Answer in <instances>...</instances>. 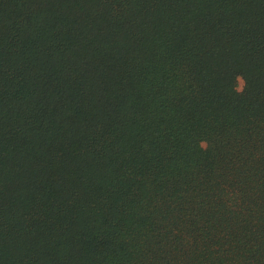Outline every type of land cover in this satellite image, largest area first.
<instances>
[{
	"label": "trees",
	"instance_id": "1",
	"mask_svg": "<svg viewBox=\"0 0 264 264\" xmlns=\"http://www.w3.org/2000/svg\"><path fill=\"white\" fill-rule=\"evenodd\" d=\"M0 264H264V0H0Z\"/></svg>",
	"mask_w": 264,
	"mask_h": 264
},
{
	"label": "rangeland",
	"instance_id": "2",
	"mask_svg": "<svg viewBox=\"0 0 264 264\" xmlns=\"http://www.w3.org/2000/svg\"><path fill=\"white\" fill-rule=\"evenodd\" d=\"M243 87H244V80L243 79H241L240 81H239V90H242L243 89Z\"/></svg>",
	"mask_w": 264,
	"mask_h": 264
}]
</instances>
